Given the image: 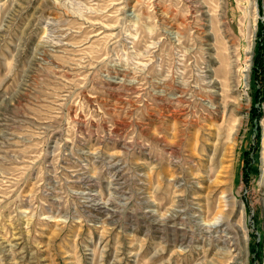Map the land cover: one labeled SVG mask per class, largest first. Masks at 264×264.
<instances>
[{"label":"rangeland","instance_id":"obj_1","mask_svg":"<svg viewBox=\"0 0 264 264\" xmlns=\"http://www.w3.org/2000/svg\"><path fill=\"white\" fill-rule=\"evenodd\" d=\"M0 264H264V0H0Z\"/></svg>","mask_w":264,"mask_h":264}]
</instances>
